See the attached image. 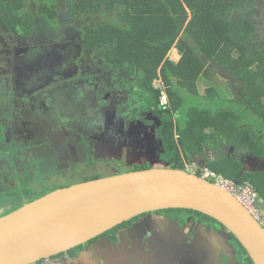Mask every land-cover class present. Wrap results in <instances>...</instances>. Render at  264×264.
I'll return each instance as SVG.
<instances>
[{"label": "trees", "instance_id": "1", "mask_svg": "<svg viewBox=\"0 0 264 264\" xmlns=\"http://www.w3.org/2000/svg\"><path fill=\"white\" fill-rule=\"evenodd\" d=\"M60 4L61 0H0L1 24L18 36L32 38L43 21L58 24ZM67 5L71 20L108 16V23H86L81 33L83 47L106 55V64L113 72L127 68L132 75L137 70L141 73L146 103L161 117L159 140L171 168L186 170L194 156L206 160L214 153L217 158L207 159V168L227 179L249 182L264 196L263 179L244 172L238 161L217 154L226 145L264 156V38L260 34L264 32V0H68ZM173 49L180 55L178 62L170 59ZM209 65L242 82L233 98L225 99L218 87L199 93V80L212 71ZM159 80L166 87L168 103L156 109L163 93L161 87L154 86ZM189 100L196 103L189 104ZM0 111L5 115L4 108ZM3 115L0 156L4 155V166L0 174L11 172L5 167L10 154L6 162L13 167V175L11 185L0 177V217L62 188L45 185L40 192L33 191L35 185H29L32 178L27 176L32 173L42 178L44 173L38 170V159L19 156L20 150L7 142ZM148 168L136 166L134 171ZM18 170L24 171L22 176ZM99 178H103L100 173H92L71 183ZM171 211L200 215L207 223L213 221L217 230L223 227L198 212ZM231 237L246 257L245 263L253 264L242 245Z\"/></svg>", "mask_w": 264, "mask_h": 264}, {"label": "flooded vegetation", "instance_id": "2", "mask_svg": "<svg viewBox=\"0 0 264 264\" xmlns=\"http://www.w3.org/2000/svg\"><path fill=\"white\" fill-rule=\"evenodd\" d=\"M16 37L14 38L16 40L12 41L9 37L8 43L3 42V47L6 49L4 53L14 56V63L17 64H15V73L10 68L5 71V78L2 80L5 85H1L3 89L1 101L2 106L9 108H4L5 115H0L5 116L3 119H5L7 142L13 148L20 150L19 156H33L38 159V170L44 173L41 179L47 181L48 185L53 186L52 184L56 183L64 188L82 183H71V179L76 178L75 175L78 173L84 174L83 177L87 173L88 176L92 173H100L102 176L105 173L109 177L131 172L137 166L131 162L135 161L139 146L144 149L141 153L146 152V156L147 146L154 150L159 149L155 147L160 143L158 129L162 122L161 117L155 114L153 109L150 110L146 103V87L142 79L139 81L138 75L141 74L138 70L134 75L127 68L113 72L104 63L107 69L101 72L94 64L100 60V56L105 58L103 53L91 52L84 48L85 51L80 52L81 57L84 56L81 60L86 63L85 57L93 56L94 69L88 73L90 78L85 79L82 86L77 88H80V98L90 96L94 103L90 107L80 105L76 107L78 110L70 113L66 110V113L62 114L61 107L59 111V106H54L51 92H45L47 102L34 101L35 94L32 93V87L43 83L32 80V76L29 74L27 76L23 68L24 65L26 67L31 63L36 64L35 61L42 63L48 56L52 59L58 51L55 39L51 37L53 48L32 47L28 51L29 48H24L20 40L26 41L30 38L18 35ZM81 47L83 48V42ZM39 50L40 53H33ZM68 51H71V48ZM27 52L34 55L33 58L24 59ZM67 56L69 59V53ZM25 60L29 62L25 63ZM65 65H62L60 73L69 69ZM93 71L97 73L92 76ZM81 73L82 71L78 72V79L82 78ZM11 77L20 78L16 81L12 80L13 85H9L7 80L10 81ZM61 77L66 79V85L62 87L71 88L70 85L79 83L69 79L67 75ZM135 86L141 93L142 106L137 107L141 117L135 116L132 113L133 107L129 106L130 103L133 105V101L129 99L131 94L129 88ZM73 96L66 95L67 105L69 98L72 101L79 99ZM72 106L74 103L70 107ZM162 106H156V109H161L164 107ZM27 111L30 112L27 114L28 118L25 113ZM54 111L56 113H53ZM152 125L156 126V129H153ZM140 142L143 146L138 144ZM152 144L154 147L151 146ZM127 150L131 151L128 155H126ZM153 152L155 151H150ZM218 153L238 161L248 174L257 175L264 180V161L257 163L252 160L253 158L264 160V156H257L248 151L242 152L226 145H223ZM212 156L214 153L209 154L201 163L213 159ZM20 161L16 163L18 166L21 164ZM3 164V160L0 161V168ZM146 165L149 163L143 166ZM5 167L9 169L6 161ZM257 169L263 170L254 172ZM21 172L24 173L23 170L17 171L19 176L23 175L20 174ZM1 175L6 183L12 181L10 180V175H13L12 170L1 173L0 177ZM31 176L32 173L27 177ZM30 181L29 179V183ZM33 184L35 188H40L36 181H33ZM259 195L263 196L258 194V197ZM210 232L214 236H222L217 239L221 244L220 255H218L217 243L215 246L214 242L206 237V233ZM246 261V257L225 227L217 230L213 221L207 223L200 215L165 210L141 215L86 244L36 264H246Z\"/></svg>", "mask_w": 264, "mask_h": 264}, {"label": "water", "instance_id": "3", "mask_svg": "<svg viewBox=\"0 0 264 264\" xmlns=\"http://www.w3.org/2000/svg\"><path fill=\"white\" fill-rule=\"evenodd\" d=\"M159 142L155 149L163 153ZM149 147L146 156L139 146L131 162L137 166L149 163L148 169L60 188L0 217V264H36L141 215L165 210L194 211L212 218L237 239L253 264H264V229L250 212L213 182L186 170L162 166L160 154L150 153L155 150ZM129 153L127 150L126 155ZM257 207L264 214L261 195Z\"/></svg>", "mask_w": 264, "mask_h": 264}, {"label": "rangeland", "instance_id": "4", "mask_svg": "<svg viewBox=\"0 0 264 264\" xmlns=\"http://www.w3.org/2000/svg\"><path fill=\"white\" fill-rule=\"evenodd\" d=\"M67 1L68 0H61V4H60V15H59V22L57 25H49L47 23H45L43 21L42 24H40L38 26V31L34 33V37L30 38L28 40H20L21 45L24 48H29L28 51L31 50L32 47H42L45 48L51 47V45L53 44V40H51V37L55 39V44L58 45V51L56 52V54L52 57V59L48 56L45 60L43 59L42 63L40 61H35L36 64H29L30 66H23L24 68V73L32 76V80H34L35 82L38 81H42V85H34L32 93L34 92L35 96H34V101L42 103L45 100V92L49 93L51 92V96L53 99V103L55 104L54 106H59V111H60V107H61V113L65 114L66 110L68 111V113L70 112H74L76 109V107H80V105H84L86 107H90L94 101L92 97L88 96L85 98H80L79 92H80V87L82 86V82L85 81V79H87L88 77L90 78V76L88 75L89 72H91L94 68V65H97V67L99 68V70L101 72H104L107 68H106V58H103L102 56H100V60H98L97 62H95V64L93 65V56L90 57H85L86 63L82 62V56L81 57V50H84V47L82 48V42H81V33L82 31L85 29V25L86 23L90 26H97L100 24H104V23H108L109 19L108 16H103V15H93V16H87L85 17V19L81 20V19H76V20H71L69 18V8L67 5ZM60 34V36H59ZM260 34L263 36L264 38V32L260 31ZM12 36V37H11ZM17 35L15 34V32H11L9 30H7V28H4L1 24V18H0V110L3 108H9L8 106H2V97H3V89L1 88V85H5V83L3 84L2 80L5 78V71L7 70V68H10L11 71H13V73H15L16 71V65L17 63H14V56H8L6 55V53H4L6 50L3 47V42L8 43L10 41L9 37L13 40H16L14 38ZM21 47V46H20ZM22 48V47H21ZM71 48V51H68ZM60 51V52H59ZM85 51V50H84ZM41 51H37V52H33V53H40ZM62 53V54H60ZM65 53V54H64ZM67 53H69V59L67 56ZM43 56H44V52H42ZM78 54H80V56H78ZM29 55V56H28ZM66 55V56H65ZM176 50L173 49L170 53V59H172L173 61H177L178 59L176 58ZM34 56V55H33ZM32 55H30V52H27L25 55L24 59H29V58H33ZM78 58H75V57ZM106 56V55H105ZM81 57V58H79ZM68 61V62H67ZM77 61V62H76ZM25 63H28L29 61H24ZM67 62V63H66ZM41 63V64H40ZM105 63V65H104ZM66 64L65 67L69 68L68 70H63L61 73L59 72V70H62V65ZM209 67H211L212 71H210L209 75L207 77H202L198 83V90L199 93L201 95L206 94V91L208 88L210 87H218L219 90L223 93V97H225V99H231L233 98L234 95V91H236L235 88H240L242 87V82L240 80H238L237 78H235L233 75H231L230 73H228L226 70L223 69H219V70H215V68L212 67V65H209ZM42 68V69H41ZM82 69V70H81ZM81 72V76L82 78L78 79L77 78V74L78 72ZM63 73V74H62ZM67 73V74H66ZM97 72L93 71L92 72V76L95 75ZM208 73V72H207ZM141 74V73H139ZM69 77V79H73L76 83L79 82L78 84L74 85H70L71 88H65L62 86H65L66 84V79L62 78L61 76H66ZM91 75V74H90ZM21 77V76H20ZM20 77H16V78H10V81L7 80L8 84L11 85L12 84V80L16 81L18 80ZM139 81L142 79V76L138 75ZM31 81V82H34ZM10 82V83H9ZM137 82V81H136ZM93 84V83H92ZM13 85V84H12ZM236 87H235V86ZM142 87V85H139ZM75 88H77L76 90H74ZM131 89L130 91V96L129 99L133 101V105L130 103L129 106L133 107V114H135V116L140 115V112H137V107L142 106L141 104V93L140 90L138 89L137 86L129 88ZM77 93V94H76ZM104 92L102 91V94ZM70 94L73 97H77L79 99H82L81 101H79V99H74V101H72L70 98L68 99V105H67V99H66V95ZM79 101V102H78ZM47 102V101H46ZM196 103L195 100H189V104L190 103ZM74 103V106L70 107L72 104ZM200 104V103H199ZM206 104V103H205ZM38 107V105H37ZM27 109V108H26ZM141 110V109H140ZM2 112V111H0ZM37 112V111H34ZM26 113V117L28 118L29 116H27V114H29L30 112L27 111ZM53 113H56L55 111ZM141 117V115H140ZM33 118V117H32ZM149 119V118H148ZM148 122H150V120H147ZM49 127V125H46ZM153 129H156V126L152 125ZM264 135V133H263ZM250 141H253V138H249ZM160 149V148H159ZM158 149V150H159ZM155 150V155H159L161 150ZM2 152V151H1ZM8 158H10V154L6 155ZM0 160L4 159V155L0 156ZM162 161L164 160V162H162V166L164 167H171V163L167 160H165V157L163 156V154L160 156ZM6 158V157H5ZM6 158V159H8ZM213 159L217 158V156H212ZM5 159V161H7ZM210 159V160H213ZM200 162H202V159L200 160ZM205 162V161H204ZM202 166L205 165V163H201ZM151 164H149L150 167ZM4 166V165H3ZM202 166L196 164L195 162H193L192 166L190 169H186V171H191L192 173H197L194 168H202ZM9 167V166H8ZM80 168V167H78ZM9 169L13 170V167H9ZM76 178L71 179V180H75L77 178L83 177L84 174H76L75 175ZM86 176H88V173L86 174ZM103 177H108V174L103 173L102 174ZM29 177V176H28ZM29 185H33V181H36L37 183H39L40 188H36L33 191L36 192H40L45 185L48 186V182L47 181H43L41 178H39V174H34ZM5 182V181H4ZM23 182V181H22ZM10 185L12 184V181L8 182ZM53 186H57L56 183L52 184ZM16 184H13V187H15ZM24 186V184H23ZM7 187V186H6ZM1 191H3L2 188H0ZM206 237H208L210 240H212L216 246L217 243V248L219 249L218 251V255L221 254V244L220 242H218L217 239H219L220 237L222 238V236H214L213 234L210 233H206Z\"/></svg>", "mask_w": 264, "mask_h": 264}, {"label": "built area", "instance_id": "5", "mask_svg": "<svg viewBox=\"0 0 264 264\" xmlns=\"http://www.w3.org/2000/svg\"><path fill=\"white\" fill-rule=\"evenodd\" d=\"M158 84V87H161L163 90L161 105H166L168 103L166 87L163 85L161 80H159ZM190 168L191 166L188 165L187 169ZM194 170L197 172L195 174L203 177L208 181L213 182L219 187L225 189L226 191H229L241 203V205L250 212V214L258 221V223L264 229V214L257 207L258 194L253 185H251L249 182L238 183L235 180L227 179L207 167H195Z\"/></svg>", "mask_w": 264, "mask_h": 264}, {"label": "crops", "instance_id": "6", "mask_svg": "<svg viewBox=\"0 0 264 264\" xmlns=\"http://www.w3.org/2000/svg\"><path fill=\"white\" fill-rule=\"evenodd\" d=\"M176 50V49H175ZM176 53H177V55H176V58L179 60L180 59V55L178 54V52H177V50H176ZM178 60L177 61H175V62H178ZM200 81V80H199ZM155 86V85H154ZM203 160V157H201V156H194L193 158H191L190 160H189V166H192V164H193V162H195L196 164H198V165H200V166H202V164H201V162H200V160ZM255 188V187H254ZM257 192V191H256Z\"/></svg>", "mask_w": 264, "mask_h": 264}, {"label": "clouds", "instance_id": "7", "mask_svg": "<svg viewBox=\"0 0 264 264\" xmlns=\"http://www.w3.org/2000/svg\"><path fill=\"white\" fill-rule=\"evenodd\" d=\"M155 86H158V85H155ZM206 167V166H205Z\"/></svg>", "mask_w": 264, "mask_h": 264}]
</instances>
